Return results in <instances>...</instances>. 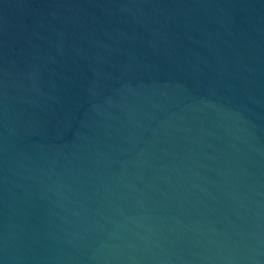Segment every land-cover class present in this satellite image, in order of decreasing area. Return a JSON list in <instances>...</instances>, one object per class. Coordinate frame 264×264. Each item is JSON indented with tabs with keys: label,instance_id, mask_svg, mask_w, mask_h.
Returning a JSON list of instances; mask_svg holds the SVG:
<instances>
[{
	"label": "water",
	"instance_id": "1",
	"mask_svg": "<svg viewBox=\"0 0 264 264\" xmlns=\"http://www.w3.org/2000/svg\"><path fill=\"white\" fill-rule=\"evenodd\" d=\"M0 264H264V0H0Z\"/></svg>",
	"mask_w": 264,
	"mask_h": 264
}]
</instances>
